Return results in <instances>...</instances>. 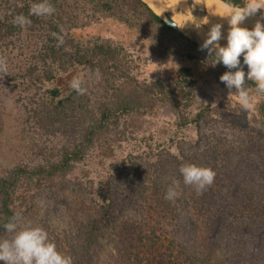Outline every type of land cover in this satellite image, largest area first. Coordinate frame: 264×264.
Instances as JSON below:
<instances>
[{
  "label": "trees",
  "instance_id": "1",
  "mask_svg": "<svg viewBox=\"0 0 264 264\" xmlns=\"http://www.w3.org/2000/svg\"><path fill=\"white\" fill-rule=\"evenodd\" d=\"M222 1L241 8L247 2ZM39 2L0 0V55L10 60V44L26 33L40 40L24 72L0 73V84H23L26 122L57 140L40 146L32 162L0 173V240L9 233L4 225L20 215L21 199L28 201L45 185L51 193L55 186L63 190L69 177L75 185H90L94 203L78 207L73 228L55 242L73 264H101L106 234L113 249L107 264H264V94L255 91L256 83L246 78L257 98L246 127L233 132L228 128L235 124L229 123L220 135L201 136L199 128L208 115L234 113L228 107L197 104V70L216 57L168 25L145 0H49L55 8L52 16H29L32 24L23 28L12 23ZM80 8L89 17L113 18L125 29L126 40L78 35ZM256 14L264 16V9ZM149 28L155 32L153 40L171 35L186 45L173 83L141 81L126 53L125 42ZM52 33L62 35L64 44L58 47ZM79 67L98 82L82 84L83 95L57 85ZM163 109L173 118L168 123L175 128L171 148L137 150L121 161L128 163L107 171L106 162L117 156L116 145L131 139L128 118L150 117ZM193 125L196 135L188 131ZM96 162L103 167L90 181L73 178L79 165ZM185 164L213 168L214 183L202 194L185 185L180 173ZM172 180L179 181V195L169 201L165 195Z\"/></svg>",
  "mask_w": 264,
  "mask_h": 264
},
{
  "label": "rangeland",
  "instance_id": "2",
  "mask_svg": "<svg viewBox=\"0 0 264 264\" xmlns=\"http://www.w3.org/2000/svg\"><path fill=\"white\" fill-rule=\"evenodd\" d=\"M85 10V8H80L78 11L80 17L75 19V24L79 26L78 35L82 33L84 39L98 37L110 39L115 43L126 40L125 29L118 25L113 18L89 17V15L86 16L88 12ZM222 28L225 26L222 25ZM30 34L26 33L14 39L10 44L8 51L11 58L7 60L8 71H17L21 74L29 65L31 50H34L36 44L40 43V40L33 38ZM154 35L153 29L149 28L146 29V33L141 32L130 42L126 41L124 45L126 53L134 59L135 65L138 67L137 76L141 81L149 82L161 79L173 83L175 73L184 64L183 52L186 45L171 35H164L159 40H153ZM210 62L207 67L200 66L197 70L199 78L195 88L197 104L202 106L211 104L213 108L228 107L234 110V113L208 115L199 128L200 134L201 136L220 135L229 123L235 124L233 128H228L230 131L239 132L241 128L248 125L250 119L247 116L254 117L257 98L253 95L254 102L249 110L242 109L238 104L236 97L238 95L235 89H228L226 84L220 80L221 75L228 70L219 63L212 66ZM74 77H80L83 81L82 84L88 81L98 82V79L93 78L86 69L79 67L61 78L57 85L67 90ZM48 86H52V84H48ZM25 95L27 93L21 83H16L15 86L0 84V173L8 166L23 161L32 162L31 159L36 156L40 146L52 145L57 140L43 135L42 130L26 122L25 108L22 103ZM172 121L173 118L166 109L150 117L128 118V123L131 125L127 135H130L131 139L122 142L119 147L116 145L117 156L106 162L108 166L106 170H112L117 163H128L127 160L121 161L126 159L129 154H135L137 150L141 152L143 149L148 150L147 148L152 150L171 148L170 138L174 135L175 128L168 123ZM188 131L194 135L197 134V128L194 125ZM102 167V164L99 163L97 165L92 163L88 166L79 165L73 173V178H84L85 181H90L96 176L98 170H102ZM87 170L90 174L87 173ZM35 187L36 185L32 184L31 191H35ZM44 187L45 189L34 192L35 195L28 201L20 200V216L25 224L30 222L33 227L38 226L45 229L50 241L61 242L64 231L73 228L75 220L80 214L78 207H82V205L85 208L93 207L92 195L89 193L90 185L87 184V187L83 188L80 185H75L74 180L68 177L63 190L55 186V192L51 193L48 186ZM12 235L14 233H8L4 239L10 238ZM103 244L101 264H107L113 251L109 235L106 234L103 237ZM1 264H5V262L3 261Z\"/></svg>",
  "mask_w": 264,
  "mask_h": 264
},
{
  "label": "clouds",
  "instance_id": "3",
  "mask_svg": "<svg viewBox=\"0 0 264 264\" xmlns=\"http://www.w3.org/2000/svg\"><path fill=\"white\" fill-rule=\"evenodd\" d=\"M261 9H264V0H247L245 6L237 7L225 16L230 17L227 45L221 46L219 43L222 39V25L217 23L210 28L201 46L202 49H207L209 57H216L214 62H210L212 66L222 62L229 69L221 75L220 80L228 89H235L238 102L245 110H249L254 102L251 91L246 87V78L256 83L257 93L264 94V23L258 21L254 28L249 29L242 26V22ZM54 12L55 8L49 0H42L30 5L28 16L16 15L12 23L23 28L32 24L29 16L50 17ZM52 35L57 40L58 47L64 44L62 35L57 33ZM241 55L244 65L249 69L247 74L241 66ZM0 73L8 74L7 57L2 55H0ZM82 83L80 77H74L70 87L83 95L85 89ZM180 173L183 175L184 184L194 186L201 194L214 183L216 177L213 168L196 164L182 165ZM178 187L179 181L172 180L165 199L174 201L179 195ZM4 228L7 232L14 233L10 238L0 240V261H4L5 264H73L71 256L57 250L55 243L49 240L45 229L33 227L30 222L25 224L19 214H15Z\"/></svg>",
  "mask_w": 264,
  "mask_h": 264
},
{
  "label": "bare ground",
  "instance_id": "4",
  "mask_svg": "<svg viewBox=\"0 0 264 264\" xmlns=\"http://www.w3.org/2000/svg\"><path fill=\"white\" fill-rule=\"evenodd\" d=\"M153 10L160 16H164L165 12H168L172 17L179 23L183 24L187 20V16L182 14V12H187L188 1L187 0H146ZM206 7V17L204 19V25L200 27V35L206 39L207 33L210 28L220 23L225 26L222 28V39L219 41L222 45H227V35L230 30L229 19L230 17H225L229 15L235 8L228 5L222 0H201ZM264 23V16L262 15H252L247 17L243 22L242 26L248 27L249 29L254 28L257 22Z\"/></svg>",
  "mask_w": 264,
  "mask_h": 264
},
{
  "label": "water",
  "instance_id": "5",
  "mask_svg": "<svg viewBox=\"0 0 264 264\" xmlns=\"http://www.w3.org/2000/svg\"><path fill=\"white\" fill-rule=\"evenodd\" d=\"M187 1H188L189 10L187 12H182V14L187 16V20L183 24L179 25V23L168 12H165L164 16H161V18L164 19V21L168 25L173 27L175 30L184 34L188 39L202 46L205 39L200 35L199 29L201 26H203L204 19L207 14L206 7L204 3L201 2V0H187ZM220 45L224 46L221 43ZM240 60H241V66L244 68V71L247 74L249 69L247 65H244L243 63V55H241ZM233 70L236 71V69H233Z\"/></svg>",
  "mask_w": 264,
  "mask_h": 264
}]
</instances>
